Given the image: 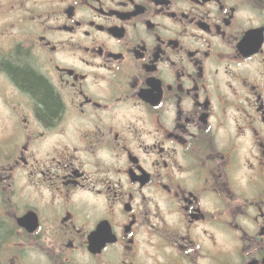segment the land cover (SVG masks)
I'll use <instances>...</instances> for the list:
<instances>
[{
    "label": "flooded vegetation",
    "instance_id": "flooded-vegetation-1",
    "mask_svg": "<svg viewBox=\"0 0 264 264\" xmlns=\"http://www.w3.org/2000/svg\"><path fill=\"white\" fill-rule=\"evenodd\" d=\"M0 264H264V0H0Z\"/></svg>",
    "mask_w": 264,
    "mask_h": 264
},
{
    "label": "trees",
    "instance_id": "trees-1",
    "mask_svg": "<svg viewBox=\"0 0 264 264\" xmlns=\"http://www.w3.org/2000/svg\"><path fill=\"white\" fill-rule=\"evenodd\" d=\"M4 67L24 90L36 98L41 118L51 124L60 114L61 104L47 82L26 65L5 63Z\"/></svg>",
    "mask_w": 264,
    "mask_h": 264
}]
</instances>
